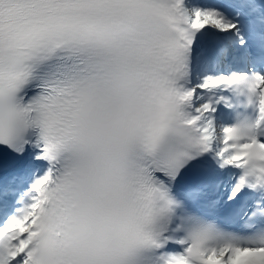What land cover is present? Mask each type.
<instances>
[{
    "label": "snow or ice",
    "instance_id": "1",
    "mask_svg": "<svg viewBox=\"0 0 264 264\" xmlns=\"http://www.w3.org/2000/svg\"><path fill=\"white\" fill-rule=\"evenodd\" d=\"M0 264H264V0H0Z\"/></svg>",
    "mask_w": 264,
    "mask_h": 264
}]
</instances>
